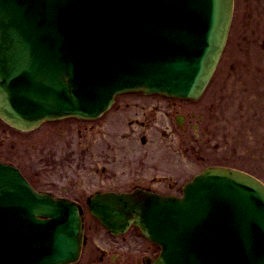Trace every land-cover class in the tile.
<instances>
[{"label": "water", "instance_id": "95a60500", "mask_svg": "<svg viewBox=\"0 0 264 264\" xmlns=\"http://www.w3.org/2000/svg\"><path fill=\"white\" fill-rule=\"evenodd\" d=\"M233 0H0V119L17 130L95 119L131 92L198 98L225 47ZM112 234L131 226L154 264H264V184L209 167L179 198L98 195ZM83 244L71 202L34 192L0 164V264H72Z\"/></svg>", "mask_w": 264, "mask_h": 264}, {"label": "flooded vegetation", "instance_id": "af4514ba", "mask_svg": "<svg viewBox=\"0 0 264 264\" xmlns=\"http://www.w3.org/2000/svg\"><path fill=\"white\" fill-rule=\"evenodd\" d=\"M263 21L264 0H233L230 32L235 30L243 54L255 52L251 47ZM242 67L232 68L236 74ZM216 77L214 73L212 83ZM208 87L198 98L119 95L97 119L46 121L28 131L0 119V164L17 168L34 191L76 204L84 244L75 264H153L159 250L134 226L124 235L108 233L118 242L101 250L102 255L83 258L90 235L107 232L94 218L90 202L98 195L134 191L180 196L174 164H224V127L227 120H237L224 118V98L207 97ZM253 116L247 112L237 119Z\"/></svg>", "mask_w": 264, "mask_h": 264}, {"label": "rangeland", "instance_id": "374dc122", "mask_svg": "<svg viewBox=\"0 0 264 264\" xmlns=\"http://www.w3.org/2000/svg\"><path fill=\"white\" fill-rule=\"evenodd\" d=\"M235 35L232 28L228 45L215 72L217 77L210 83L208 92L206 91L207 97L224 98V118L237 120L236 122L227 120L228 126L224 127L222 151L224 164H174L177 169V194L185 182L204 167L213 165L244 171L264 183V53L261 51L264 46V21L258 30L256 46L251 47L255 51L252 55L239 51L241 47L237 45ZM234 66H245V69L242 67L244 71L242 69L235 74ZM247 112L255 116L250 119H237V115L240 117ZM90 236L82 257L102 255L101 250L106 251L109 246H114L113 243L118 242L103 230Z\"/></svg>", "mask_w": 264, "mask_h": 264}]
</instances>
